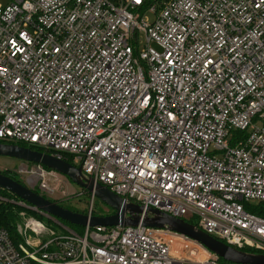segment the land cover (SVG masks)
Wrapping results in <instances>:
<instances>
[{
	"label": "built area",
	"instance_id": "1",
	"mask_svg": "<svg viewBox=\"0 0 264 264\" xmlns=\"http://www.w3.org/2000/svg\"><path fill=\"white\" fill-rule=\"evenodd\" d=\"M154 1L0 5V142L68 156L126 202L264 255V0ZM19 173L66 193L43 165ZM68 231L1 229L0 264H232L172 250L167 230Z\"/></svg>",
	"mask_w": 264,
	"mask_h": 264
},
{
	"label": "water",
	"instance_id": "2",
	"mask_svg": "<svg viewBox=\"0 0 264 264\" xmlns=\"http://www.w3.org/2000/svg\"><path fill=\"white\" fill-rule=\"evenodd\" d=\"M0 156L23 162L40 164L67 177L72 183L86 190L95 198L115 211L110 216H91L74 212L59 206L41 194L32 191L22 183L8 175L0 173V187L16 195L31 207L59 219L80 227H137L138 225L167 230L188 238L218 258L232 264H264L263 254L248 253L237 250L227 244L198 230L186 221L163 214L159 211L143 210L139 205L126 202L107 187L96 184L84 177L81 167H76L66 160L59 159L49 153L32 150L17 144L0 142Z\"/></svg>",
	"mask_w": 264,
	"mask_h": 264
},
{
	"label": "rangeland",
	"instance_id": "3",
	"mask_svg": "<svg viewBox=\"0 0 264 264\" xmlns=\"http://www.w3.org/2000/svg\"><path fill=\"white\" fill-rule=\"evenodd\" d=\"M6 4L7 0H0V5ZM147 18L149 20H152V15H147ZM19 163H21V161L0 156V173H4L7 171L15 172L19 175L18 178L20 180H27L25 176L19 173ZM61 180H68L66 193L57 194V196L53 198L47 197L52 202L66 209L72 210L74 212L76 211L79 213H83L86 215L89 214L90 211L93 216H110L115 214V211L108 207L106 204H104L101 200L95 198L93 202L92 198L87 193H85L84 189L78 187L77 185L69 181L67 177L62 176ZM28 217L33 216L28 213L25 216H19V221L17 222L16 226L20 223H23V221ZM43 222L49 229L53 230L57 234L68 233V230L76 234H81L79 229L67 225L64 222H61L59 219L50 215H44ZM165 239L170 243L171 249L176 252H179L180 254L183 253V255L185 256L186 254H192L197 258H205L207 256L202 251L201 247L197 245L198 243L192 240H187L181 235L170 234L168 236H165Z\"/></svg>",
	"mask_w": 264,
	"mask_h": 264
},
{
	"label": "trees",
	"instance_id": "4",
	"mask_svg": "<svg viewBox=\"0 0 264 264\" xmlns=\"http://www.w3.org/2000/svg\"><path fill=\"white\" fill-rule=\"evenodd\" d=\"M152 1L155 2L154 0H152ZM10 144H14V143H10ZM15 144H18V145H20L22 147H25V148H30L32 150L48 153V151H46V150H43V149H40V148H36V147L30 146L28 144H24V143H15ZM66 161L69 162L70 164H73L72 159L70 157H68V156H66ZM2 174L8 175L9 177H11L14 180H16V181H18V182L23 184V181L18 178L19 175L16 174L15 172L7 171V172H4ZM84 191L90 197L92 196V194H90L86 190H84ZM0 196L8 198L10 200V201H1L0 202V230L1 229H6V230H9L11 232V234H14V232L16 231V224L19 221V216H20V214L23 211H25L26 214L28 213V214H30L33 217H37L39 219H43V217L40 214H38V213H36V212H34L32 210H28L26 208H23V207L19 206L17 203H13L11 200H14V201L18 202V201H21V199L18 198L16 195L10 193L9 191H7V190H5V189H3L1 187H0ZM246 209H249V208H246ZM100 216H105V215H100ZM64 223L79 229L81 234H83V232L85 230L84 227L72 225V224H69L67 222H64ZM187 223H189V224H191L193 226L195 225L193 220H189ZM245 251L252 252V251H248V250H245ZM219 260L221 262H223V263H228V262H226V261H224V260H222L220 258H219Z\"/></svg>",
	"mask_w": 264,
	"mask_h": 264
}]
</instances>
